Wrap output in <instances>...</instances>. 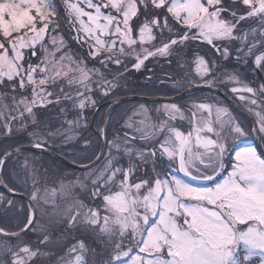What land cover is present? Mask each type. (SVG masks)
<instances>
[{"label": "snow or ice", "instance_id": "obj_1", "mask_svg": "<svg viewBox=\"0 0 264 264\" xmlns=\"http://www.w3.org/2000/svg\"><path fill=\"white\" fill-rule=\"evenodd\" d=\"M62 4L65 14L69 18L75 17L69 20L77 33L73 39L78 44L89 45V56L92 59H98L101 65L111 62L123 66L122 56L133 57L135 63L132 67L137 71L145 66L149 58L170 56L173 46L186 45L189 41L211 45L219 55L228 59V47L221 48L217 42L239 39L243 44L247 33L244 37L234 35L241 21L255 18L264 26V0H231L230 6H226L224 0H77L75 3L62 0ZM241 4L244 6L242 14L237 11ZM139 5H143V12ZM224 13H228L232 19H225ZM141 15L144 19L135 27L133 19L139 20ZM161 16L163 24L159 19ZM82 17H87V20ZM169 17L180 25L177 34H182L178 35V39L163 40L160 46L153 44L152 48L145 47V44L157 39L154 29L160 30L161 37L164 29H168L169 33L174 31ZM59 20L58 8L52 0H0V84L6 80L13 93L17 91V85L21 93L31 88V98L21 95L17 101L13 95L15 108L20 112L19 116L11 117L13 120L22 119L24 113H27L35 122L34 108L60 104L61 95L65 100L70 99L63 87L60 94L50 90V86L56 85L58 81L64 80L69 86L79 84L85 91H92L91 78L94 71L99 72L98 69H88L85 61H76L71 54L62 52V39L57 44L56 37H52V49L44 44L49 31L59 27ZM134 32L138 33L137 38H134ZM261 35L264 36V32ZM104 37L110 39L105 40ZM117 42L122 46L114 51ZM125 44L128 49L123 47ZM137 44L139 51L135 47ZM37 45L43 55L40 62L33 65L31 57L37 56ZM254 48V44L248 46L247 53L243 55H255V67L264 69V51L255 54ZM28 51L30 56L26 54ZM236 52V62L240 63L243 48L236 49ZM57 53L60 55L57 56ZM102 53L106 55L100 59ZM196 63L197 74L202 82L197 86L214 89L217 78L206 77L213 72L217 61L213 60L212 67H209L203 57L197 56ZM225 75L227 80L239 83L235 76ZM180 86L177 82L173 83L174 88ZM99 87L102 95L107 96L117 85L115 81H104L101 75ZM230 90L238 94L240 100H245L240 93H264V84H261L259 90L247 85ZM83 95L82 92L77 93L78 97ZM54 96L55 99H51ZM85 100L92 107L96 106L89 96L81 99L74 107L83 110L89 106ZM250 103L255 105L256 100L252 99ZM193 107L207 110L211 115L213 106L201 102L193 104ZM163 111L169 120H175L177 115L181 120L185 119L179 106L174 103L165 104ZM216 112L215 122L203 118L198 120L196 112H193L188 121L191 127L187 133L172 126L167 120L161 121L158 133L164 134L160 153V163L164 167L157 168L153 159L152 170L155 175L146 176L135 183L129 180L134 165L130 164L128 168L118 166V159L111 152L115 148L117 153L123 151L131 158L134 149L127 146L122 148L116 139L108 141L106 129H101L100 135L109 146V154L105 157L103 168L92 173L89 179L94 189L91 193L93 197L102 195L101 188L108 189V194L102 195L103 211L106 214L103 216V225H100L99 209H89L85 221L99 226L100 231L110 238L119 237L112 239L113 254L106 264H253V257H258L259 264H264V154L258 153L256 147L243 143L244 138L251 133L230 116L227 108L217 107ZM221 114L228 119H220ZM255 115L257 119L253 122L252 132L264 140V114L256 112ZM2 116L0 112V118ZM68 123L78 126L79 120ZM214 123L226 129V134L216 131ZM4 127L10 135V125L5 124ZM205 132L213 133L216 139L201 135ZM193 137L196 146L203 147L205 153L193 151ZM145 138L141 136V139ZM45 143L38 139L33 147L43 149ZM127 143L125 140V145ZM19 151L7 152L6 158H11ZM145 152L156 157L155 148L135 150V155L146 161ZM225 154H228L231 162V171L217 182L216 178L224 169ZM102 156L103 152L97 156V161ZM164 157L167 158L166 162ZM6 162L7 159H0V166ZM121 173L123 178L116 183V177ZM179 173L188 180L181 178ZM192 181L210 184H194ZM114 183L118 188L116 191L111 187ZM31 198L37 199L35 192ZM32 211L34 213L35 210ZM34 222V216L30 214L22 231L32 230ZM12 235L18 237L20 233ZM125 239L128 240L127 246L124 244ZM78 247L80 254L74 260L69 259L67 264H87L83 260L85 245L80 242ZM76 249L77 245H73L69 252H75ZM134 250L136 254L133 255ZM9 251L12 254L11 264H27L28 260L37 255L27 245L19 247L18 252Z\"/></svg>", "mask_w": 264, "mask_h": 264}, {"label": "rangeland", "instance_id": "obj_2", "mask_svg": "<svg viewBox=\"0 0 264 264\" xmlns=\"http://www.w3.org/2000/svg\"><path fill=\"white\" fill-rule=\"evenodd\" d=\"M71 2L75 3L77 0H71ZM230 2L231 0H224L226 6H230ZM52 3L57 6L60 14L59 27L54 26L55 30L49 31L45 37L44 44L49 49H52L51 38L56 37L57 44L62 39L64 44V47L61 49L62 52L71 54L72 58L76 61H85L88 69H98L99 72H93L90 83L91 92L85 91L79 84L69 86L64 80L58 81L54 86H50V90H55L57 94H60V89L63 87L64 92L71 98L65 100L61 95L60 104H50L44 108H34L35 122H33V118L28 116L27 113H24L22 119H11V117L20 115V112L16 110L13 103V95L16 96L17 101H19L21 95H27L31 98V88L29 87L26 92L21 93L17 85V91L13 93L6 80L4 84H0V94H2V98H0V112L3 113L2 118H0V157L6 151L15 147V143L18 144L23 141V146H33L36 140L42 139L46 142L45 147L50 151L53 150L52 152H54L60 149V152L54 153L71 163L83 166L91 163L97 157L100 150V139L93 131L95 130L97 133H100L101 129L105 127L108 141L116 139L120 142L122 148L127 146L134 149L131 158L125 155L123 151L117 153L115 148L111 152L113 156L117 157L118 166L128 168L130 164L134 165L129 180L131 183H135L141 178L155 175L152 170L153 159H155L157 168L164 167L160 163V153L162 152L161 141L164 139V134L158 133L161 121L167 120L172 126L187 133L191 127L188 121L191 119L193 112H196L198 120L203 118L204 120L215 122L217 120L216 108L224 107L227 108L228 113L235 121L242 124L250 132L251 126L245 119H242L219 96L209 92L192 94L178 102H174L183 112L185 116L184 120H181L179 115H177L175 120H169L168 116L165 115L163 106L172 103L128 102L117 105L110 112L106 108L102 109L97 114L95 121H93V127L90 128V120L94 112L100 105L108 101L129 96L170 98L189 88L202 84L201 78L197 74V56L203 57L209 67H212L211 62L213 60L217 61L213 72L206 77L207 79L217 78L216 87L225 91L238 104L240 103L252 109V112L264 114V93L257 91L253 95L252 93L243 92L240 94L246 99L240 100L238 94L230 90L233 87L240 88L245 85L257 90L260 88V86L254 87V85L247 84L253 76L251 72L249 73V70L243 69L246 67L245 65L247 67L250 66V62L255 56L243 55V53H247L248 46L255 45L253 49L255 54L259 50L264 49V36L261 35L264 32V26L261 25L258 19H247L237 24V28L234 30L235 36L244 37L245 33H247L243 44L239 39L217 42L221 45V48L224 46L228 47L230 52L228 59L219 55L211 45L201 43L200 41H189L186 42V45L173 46L170 56L149 58V60L145 61V66L137 71L132 67V64L135 63L133 57L122 56L123 66H118L111 62L101 65L98 59H92L89 56V45L78 44L73 39L77 33L73 30L69 20H74L75 17L69 18L65 14L62 0H52ZM139 7L141 12H143V5H139ZM243 7L242 4L239 5L237 9L238 13L242 14ZM223 17L228 20L232 19L228 13H224ZM82 19L86 21L87 17H82ZM143 19V15L140 16L139 20L134 18V26L138 27ZM159 19L161 24H163V16L159 17ZM233 22L235 23V21ZM169 23L174 31L169 33L168 29H164L163 37H161L160 30L154 29V35L157 39L149 44H145V47L152 48L153 44L160 46L163 40L168 38L178 39V35L182 34H177L176 32L180 28V25H177L171 17H169ZM75 26L79 27L78 24ZM253 29H255V32H253ZM133 36L137 38L138 33L134 32ZM104 39L108 40L110 38L104 37ZM121 46L117 42L114 51H118ZM123 47L128 49L127 44L123 45ZM135 47L139 51L138 44ZM238 48H243L240 63L236 62V49ZM36 51L37 56L31 57L33 65L38 64L43 55L39 45H37ZM26 54L31 55L30 51ZM59 55L60 53H57V56ZM104 55L106 54L102 53L100 59ZM225 74L235 76L239 80V83L227 80ZM247 74L248 76L246 77ZM101 75H103L104 81H115L117 85L107 96L102 95V89L99 87ZM174 82L182 86L174 88ZM78 92H82L84 95L78 97ZM89 96L95 101V107H92L88 100H85V103L89 104V106L83 110L79 109V107H74V105L79 104L81 99ZM51 99L54 100L55 96L51 97ZM252 99L256 100L255 105L250 103ZM201 102L213 106L211 115L207 110H197L193 107V104ZM22 108L23 106H21V111ZM157 109H160V111L158 112ZM220 119L226 120L228 117L221 114ZM76 120H79L78 126L68 123V121ZM5 124L11 127L12 131L10 135L7 134V129L4 127ZM22 125H26V127H21ZM213 126L216 131L226 134V129H221L219 124L214 123ZM18 128L20 130H17ZM137 129L140 131H137ZM125 133H127V137ZM154 133L157 134L154 135ZM142 135L146 138L141 139ZM201 135L216 139L213 133L205 132ZM125 140L128 141L127 145H125ZM251 142V134L243 140L244 144L251 145ZM229 143H231L230 139ZM237 143L241 142L237 141ZM151 148L156 149L155 158L148 152H145L147 156L146 161L136 157L135 150H147ZM193 151L205 153L203 147L196 146L195 137H193ZM108 154L109 146L105 143L104 156L98 165L87 171L73 170L55 160H50L47 156L38 157L30 152L16 154L15 157L4 164L1 172L4 184L6 183L5 185L11 189L29 196L35 205L37 216L31 228L32 230L23 236L14 240L0 237V264H11L12 254L9 249L18 252L19 247L24 245L29 246L33 251L37 252L36 256L27 261V264H67L69 259L74 260L75 256L80 254L78 247L80 242H83L86 248V251L83 253V260L87 264H106L113 254L112 239H118L119 237L110 238L106 233L100 231L99 226L87 223L85 221V214L89 213V209H99V224L103 225V216L106 213L103 211L104 202L102 195L108 194V189L101 188L102 195L100 197H93L91 193L94 189L89 177L92 173L98 172L99 169L103 168L106 163L105 157ZM26 159L27 164L25 163ZM164 160L166 162L167 158L164 157ZM197 163L199 162L197 161ZM230 171L231 162L228 154H225L224 169L216 178L217 182L224 179ZM34 178L35 183L33 182ZM122 178V173L118 174L116 183ZM200 182L201 184H210V182ZM111 187L113 191L118 190L115 183ZM33 192L37 195L36 200L31 198ZM30 214L26 202L0 194V226L5 233H15L19 229L24 228ZM73 217L75 219L70 224L69 221ZM124 244L127 246V239L124 240ZM73 245H77L76 251L69 252V249ZM132 254H136V250ZM20 255L23 256L24 254L20 253ZM253 264H259L258 257H253Z\"/></svg>", "mask_w": 264, "mask_h": 264}, {"label": "water", "instance_id": "obj_3", "mask_svg": "<svg viewBox=\"0 0 264 264\" xmlns=\"http://www.w3.org/2000/svg\"><path fill=\"white\" fill-rule=\"evenodd\" d=\"M262 51H264V50H262ZM260 52H258L257 54H259ZM254 59H255V57H254ZM254 59H253V61H254ZM253 66H254V70H255L257 76L259 77V79L261 80V82L264 84V74L262 73V71L259 68H256L255 67L254 63H253ZM201 92H210V93H213V94L219 96L234 111H236V112L244 115L246 118H248L252 122V124H253L254 121H256L255 118L253 117V115L251 113H249L248 111H246L242 107H240L238 104H236L221 89L214 87V89L210 90L208 87L195 86V87L189 88V89L185 90L184 92H182V93H180V94H178L176 96L170 97V98H148V97H141V96H129V97H122V98H117V99L108 101L107 103L100 105L96 109V111L94 112L93 117L91 118V122L94 120V118L96 117V115L102 109H104V108H108V112H110L117 105L124 104V103H128V102H140V103H173V102H178V101H180V100H182V99H184V98H186V97H188V96H190L192 94L201 93ZM91 126H92V124H91ZM104 129H106V128L104 127ZM253 137H254L255 142L257 143V145L260 148L261 154H264V151H263V149H262V147L260 145V142H259V136L256 135L255 133H253ZM100 139H101V144H100V150H99L98 155H100L101 152L104 153V151H105V141H104V138L100 136ZM16 149H20L19 152H31V153L39 154V155H46V156L50 157L52 160H55V161L61 163L62 165L66 166V167H68L70 169L79 170V171H86V170L94 167L96 164H98L100 162V160L103 157L102 156L99 161H97V159H96L97 157H96L91 163H89L87 165L80 166V165H76V164H73V163L67 161L66 159L62 158L61 156L57 155L56 153H54V152H52V151H50V150H48L46 148L40 149V148H35L33 146H21L19 148L13 149L10 152H15ZM16 153H18V152H16ZM1 159H7L6 158V155H4ZM94 162H95V164L93 166V163ZM2 167H3V165L0 166V190L4 194H6V195H8L10 197L18 198V199H21V200L25 201L27 203V205H29L30 210H31V214L34 216V221H35L36 220V208H35L33 202L30 200L29 197L24 196V195H21V194H17L15 192H12V191H10L5 186V184H4L3 180H2V176H1ZM33 209L35 210L34 213L32 211ZM32 226H31V228H32ZM22 230H24V228ZM22 230L16 232V233H20V235L18 237L14 236L12 234L5 235V233H3V232L0 231V237L3 238V239H7V240H14V239H17V238L23 236L25 233L28 232L27 230L26 231H22Z\"/></svg>", "mask_w": 264, "mask_h": 264}, {"label": "flooded vegetation", "instance_id": "obj_4", "mask_svg": "<svg viewBox=\"0 0 264 264\" xmlns=\"http://www.w3.org/2000/svg\"><path fill=\"white\" fill-rule=\"evenodd\" d=\"M244 65H245V64H244ZM245 66H246V67L243 68V69H245V70H249V73L251 72V74H252V76H253L252 78H250V82L247 83V84L254 85V87L261 86L262 82L260 81L259 77L256 75V73H255V71H254L253 59L251 60V62H250V66H249V67H247V65H245ZM261 70H262V72L264 73V70H263V69H261ZM247 76H248V74L246 75V77H247ZM239 105H240L244 110L250 112V113L254 116L255 120L257 119L255 113L252 112L253 110H252V111H249V108L246 107L245 105L243 106V105H241L240 103H239ZM237 114H239V113H237ZM239 115L241 116L242 119H245V120L248 122V124L251 126V131H250V133H251V139H252L251 145L254 146V147H256L258 153L261 154L259 146L257 145L256 142H254V140H253V138H252V133H253V132H252V128H253V126H252V122H251L248 118H246L245 116H243L242 114H239ZM259 142H260L261 147H262L263 150H264V140H262V139L260 138V136H259ZM179 175H180L183 179L188 180V178H187V177H184L182 173H179ZM192 183H194V184H201V182H197V181H192Z\"/></svg>", "mask_w": 264, "mask_h": 264}, {"label": "bare ground", "instance_id": "obj_5", "mask_svg": "<svg viewBox=\"0 0 264 264\" xmlns=\"http://www.w3.org/2000/svg\"><path fill=\"white\" fill-rule=\"evenodd\" d=\"M96 117H97V115H96ZM95 117V118H96ZM95 118H94V120L93 121H95ZM93 121L91 122V120H90V128L91 127H93V125L91 126V124L93 123ZM93 130V129H92ZM94 132V134H96L98 137H99V139H100V133L98 132H96L95 130L93 131ZM100 144H101V139H100ZM21 146H23V145H21ZM21 146H18V147H15V148H19V147H21ZM15 148H11V149H9L8 151H6L1 157H0V159L7 153V152H10V151H12L13 149H15ZM105 152V151H104ZM20 152H18V153H16V154H19ZM21 153H24V152H21ZM16 154H14L13 156H11V158H7V162L10 160V159H12L13 157H15L16 156ZM39 155V154H38ZM58 155V154H57ZM40 156H46V155H40ZM48 157V156H47ZM50 160H52L50 157H48ZM68 161V160H67ZM61 164V163H60ZM59 164V165H60ZM74 164V163H73ZM62 165V164H61ZM4 166V165H3ZM6 186V185H5ZM7 188H8V186H6ZM9 189V188H8ZM1 191V190H0ZM2 192V191H1ZM17 194H21V195H24V196H27L26 194H24V193H22V192H19V191H15ZM27 197H29V196H27ZM31 200V199H30ZM32 201V200H31ZM27 204V203H26ZM34 204V203H33ZM35 206V205H34ZM28 208H29V210H30V207H29V205H28ZM30 213H31V210H30ZM36 216H37V213H36Z\"/></svg>", "mask_w": 264, "mask_h": 264}, {"label": "trees", "instance_id": "obj_6", "mask_svg": "<svg viewBox=\"0 0 264 264\" xmlns=\"http://www.w3.org/2000/svg\"><path fill=\"white\" fill-rule=\"evenodd\" d=\"M57 1V0H56ZM135 90H137L136 88H135ZM106 109H108V108H106ZM102 111V110H101ZM109 118V117H108ZM22 144H24L23 143V141L22 142H20V143H15V147H18V146H21ZM15 147H13V148H15ZM45 148H47V147H45ZM48 149V148H47ZM53 151V150H52ZM61 150L60 149H58L57 151L55 150L54 152H56V153H58V152H60ZM19 154H21V153H19ZM35 155H37V154H35ZM38 157H42V156H40V155H37ZM6 184V183H5ZM9 189H11L10 187H8ZM11 190H13V189H11ZM13 191H15V190H13ZM0 194H2V195H4L1 191H0ZM6 196V195H5ZM7 197V196H6ZM1 227V226H0ZM0 229H2V227L0 228ZM5 230V229H4ZM19 230H21V229H19ZM18 230V231H19ZM17 232V231H16ZM14 233V232H13Z\"/></svg>", "mask_w": 264, "mask_h": 264}]
</instances>
